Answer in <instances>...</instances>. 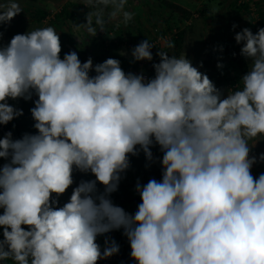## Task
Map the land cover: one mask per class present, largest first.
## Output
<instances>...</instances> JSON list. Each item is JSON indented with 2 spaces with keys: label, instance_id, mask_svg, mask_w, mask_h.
Wrapping results in <instances>:
<instances>
[{
  "label": "clouds",
  "instance_id": "clouds-1",
  "mask_svg": "<svg viewBox=\"0 0 264 264\" xmlns=\"http://www.w3.org/2000/svg\"><path fill=\"white\" fill-rule=\"evenodd\" d=\"M82 3L91 10L75 27L92 37L110 20L134 18L128 0ZM21 12L19 0H3L0 26ZM2 39L0 32V125L23 115L10 99H37L35 133L0 138V261L98 264L120 251L105 234L122 229L136 264H264V173L253 176L251 155L264 140V28L235 34L248 71L226 95L186 54L159 50L148 78L115 58L82 63L74 50L61 58L52 26ZM153 47L141 41L133 62L153 61ZM153 146L161 179L137 180L141 202L128 213L111 194L130 156L155 162ZM74 172L95 179L81 180L60 206Z\"/></svg>",
  "mask_w": 264,
  "mask_h": 264
},
{
  "label": "trees",
  "instance_id": "trees-1",
  "mask_svg": "<svg viewBox=\"0 0 264 264\" xmlns=\"http://www.w3.org/2000/svg\"><path fill=\"white\" fill-rule=\"evenodd\" d=\"M58 0H19L21 7L26 9V14L23 15L20 20L15 23L6 24L0 26V32L3 33L2 42L6 44L10 39L18 33H25L26 31H31L36 28H43L53 25L57 26L58 24H65L66 22L74 24V22L86 23V14L83 11L84 6L81 4L82 0H71L68 1L67 4L55 14L53 20H51L50 24L45 23L49 16L51 15V11L49 6H52V2H57ZM134 0H128L126 5V10L130 11ZM147 4L151 5L150 0H146ZM157 3V11L158 13H162L163 11H167L168 16H165L164 28L159 31V37L165 38L167 42H171L174 47L168 48L166 47L164 51L169 52V55H175L177 57L186 54V57L191 60L193 66L198 67V69L204 72H207V75L210 74H221V70L219 67L212 68L206 65V56L215 57L216 53L221 57L223 54L228 55L230 51V47H232L235 42L230 37L231 34L226 31L218 35L216 31H222L228 24H231V33L233 25L243 26V25H252L254 29H252L253 33L257 32L255 24L253 23L254 19L251 16V3L252 0H249L247 3L239 4V0H209L207 4L212 7V9L197 8L194 3L191 1V8L184 6L185 3L182 1L174 0H153ZM3 2V0H0ZM227 5V6H225ZM254 6L257 8L258 17L260 19V24H262V20L264 19V10L259 9L258 6L254 3ZM212 10V12H211ZM106 20L107 12L109 9H106ZM197 13L198 16L194 17L193 15ZM122 17H119V19ZM207 18V19H206ZM191 20L190 26H185L184 24ZM203 20L210 21L211 24V34L215 35V42L212 41L213 47L205 50V48L199 49L194 48L189 51L188 41H193L198 44H201L203 41L207 43L209 41V32L204 25ZM119 23L115 21L113 23L110 20L105 27V32H101L98 30L96 36L92 37L89 35L86 30L78 29L76 32V37L81 45L77 47L78 56L81 62H85L89 57L92 58L93 64L102 63L107 58H115L120 60L121 67L125 72L128 71V63L131 59V50L124 47L122 42L110 40L112 34L117 31ZM219 29V30H218ZM74 30V29H73ZM138 35L139 41L138 44L144 40V34L138 27L135 29ZM85 36V38L83 37ZM169 38H167V37ZM156 37V40L159 39ZM213 40V39H212ZM134 43V41H132ZM133 43L130 45L133 46ZM161 43V42H160ZM160 44L158 43V46ZM221 45L219 49L218 46ZM218 51V52H216ZM222 53H221V52ZM65 53L61 52V57ZM156 59L159 60V57ZM156 63V62H155ZM203 64V65H202ZM237 64V74L235 78H230V85L236 86L242 75H244L248 71V61L242 57L241 55L236 60ZM145 73H147L145 71ZM94 75L95 73H90ZM148 74V73H147ZM37 99L34 95L32 100L25 101L24 99H18L20 101L21 107L23 110V115L15 118V122H10L7 125H4L6 128H9L14 135L20 138L24 133H35V129L32 128L34 121L31 117L30 109L34 107L33 101ZM27 126V127H26ZM30 128V129H27ZM152 152L154 156L155 162L149 163L146 160L143 152H140L138 156H130V168L122 174L123 178L120 181L119 188L116 192L111 194V199L114 204L120 205L121 207L128 208L129 206H135L141 202L139 195L135 191V185L137 180L141 184H146L149 179L155 178L157 180L161 179V165L159 163V159L162 158V153L159 151L158 146L152 147ZM7 161L0 159V165L6 163ZM74 184L69 187L65 194L59 197V205L62 206L66 203L72 193V189L78 185L81 180H92L95 179L91 174H83L79 172H74L73 175ZM100 191H103V186L98 185ZM0 239H3V236L0 235ZM118 245L120 246V251L125 252L129 248V242L127 237L123 235V232L118 233ZM4 264H13V261L7 260L4 261Z\"/></svg>",
  "mask_w": 264,
  "mask_h": 264
},
{
  "label": "rangeland",
  "instance_id": "rangeland-1",
  "mask_svg": "<svg viewBox=\"0 0 264 264\" xmlns=\"http://www.w3.org/2000/svg\"><path fill=\"white\" fill-rule=\"evenodd\" d=\"M68 1H71V0H58L57 2H52L51 3L52 6H49V9L51 11V15L49 16V18L47 19V21L45 23L50 24L51 20H53V18L55 16V14L58 13L59 11H61V9L67 4ZM150 2H151V5L147 4L146 0H134L132 3V6L130 8V11L134 13V18L127 25H124L121 22L122 18L119 19V17H118V18L112 20L113 23L115 21H118L119 25L117 27V31L112 34V37L110 38V40L122 42L124 47L132 50L136 45H138V41H139V39H137L138 35H137V32L135 29L137 27L139 29H141V31L144 34V37H143L144 40L148 39L151 43H153L156 46V47H153V49H152L153 61H151V62H149V61L133 62V58L131 57V59L128 63V66H130V68H128L127 72H133V73L139 74L141 72L144 73L146 71L151 78L154 76V69L152 67V64L155 62L156 63L159 62V60L156 59L158 57L156 55V53L159 50L164 51L165 48L167 47L166 45L168 43L165 38H161L162 41H161V43L159 42L160 45L158 46L157 40L155 42V40H153V39H155L156 37H159V31H161V29L164 28V25H165L164 19H165V16H168L167 14L169 12L163 11L162 13H158L157 3H155L153 0H150ZM252 2H253V4L255 3L259 9L264 10V4L262 5L261 4L262 2L260 0H252ZM81 4L83 5V3H81ZM194 5L197 8H199L201 6V5L198 6L197 3H194ZM22 9H23V12H21L19 15H17L11 21V23L17 22L18 20H20V18L23 15L26 14V12H25L26 9L25 8H22ZM90 10L91 9L84 6L83 11L85 12V14ZM79 23H80L79 21L78 22L76 21V22H74V24L66 22L65 24H58L57 26L53 25L55 30L58 33H60V40H61L63 53H68V52L73 51V50L78 52L77 47L81 45V42H79L77 37H76V32L78 31V29L75 27V25H77ZM246 27L249 28L251 31H252V29H254L252 25L251 26L246 25ZM261 28H264V19L262 20ZM256 29L258 31V29H260V28H256ZM83 37L85 38L84 35H83ZM167 38H169V37H167ZM132 41H134V43ZM130 43H133V46L130 45ZM229 68L232 69L231 67H229ZM230 69L228 71V74H229L228 78L229 79L235 77V74H234V76L231 74ZM209 78L212 80V77L209 76ZM215 79H217V78H215ZM229 79L225 80V81L224 80L217 81L216 83L214 82L216 87L223 90L225 95L227 94V90L231 88ZM212 81H216V80H212ZM224 89H226V90H224ZM18 101L10 99L8 101V103L17 108ZM12 122H15V119ZM252 143H254V141H249L250 145ZM262 153H264V140L259 141L256 144V146L254 148H252V151H251V155L256 156L257 161H258L252 168V174L254 177H258L259 174L264 173V167L262 166L263 162L259 161V155ZM258 165H260V166H258ZM124 209L128 213L134 214L135 211L137 210V207L129 206L128 208H124ZM1 231H3L2 228H0V232ZM120 232H123V230L121 229V230L112 231V232L107 233L105 235L111 239H114L116 241V243L118 244V233H120ZM104 239H105V236H100L97 238V242L101 245V248H103V246H104ZM130 251H131V249L129 246L128 250H126L125 252L119 251L118 254L110 257V259L100 260L98 262V264H136V262L134 260H132L130 257Z\"/></svg>",
  "mask_w": 264,
  "mask_h": 264
},
{
  "label": "crops",
  "instance_id": "crops-1",
  "mask_svg": "<svg viewBox=\"0 0 264 264\" xmlns=\"http://www.w3.org/2000/svg\"><path fill=\"white\" fill-rule=\"evenodd\" d=\"M168 1H174V0H168ZM178 1H182L183 3H185V5L184 6H187V4H190L189 6H187V7H189V8H191V1L192 2H197V4H198V6L199 5H201L199 8L202 10V9H204V8H209L210 7V5L209 4H207L208 3V1L209 0H178ZM226 1V0H225ZM262 3V5L264 4V0H260ZM187 3V4H186ZM225 6H227V5H225ZM211 9H212V7H210ZM211 12H212V10H211ZM168 15V14H167ZM194 17H197L198 16V14L197 13H195L194 15H193ZM207 19V18H206ZM206 23V25H204ZM185 26L187 25V26H190L191 25V20L189 19L185 24H184ZM203 25H204V27H206L207 28V30H208V32H209V41L207 40V43L205 42V41H203L201 44H198V43H196V42H193V41H188V43H187V45H188V48H189V51L190 50H193L194 48H199V49H202V48H205V50H208L209 48H212L213 47V44H212V41L213 42H215V35L216 34H211L210 32H211V29H212V27H211V24H210V21H207V20H203ZM232 26H231V24H228L222 31H220L219 29V31H216V33L218 34V35H220L221 33H223V32H227V33H229V34H231V38H232V40L235 42V44L232 46V47H230V51H229V54L228 55H222L221 57H219L218 56V53H216V56L215 57H210V56H206V65L207 66H210V67H212V68H217L218 66V64H222L223 65V67L222 68H220V70H221V74H215V75H213V74H208V76H210V77H212V80H216V81H213V82H217V81H221V80H228L229 78H228V76H229V74H228V71H229V67H231L232 69H230L231 70V74L234 76V74H235V77H236V72H237V64H236V60H237V58H239V56H240V49H241V47H242V45H238L237 43H236V41H235V39H234V37H235V34L237 33V32H240L244 27L245 28H247L246 27V25H243V26H236L235 27V29L233 30L232 29V33H231V28ZM213 39V40H212ZM221 47V45H219L218 46V48H214V49H219ZM220 50V49H219ZM216 52H218V51H216ZM221 52V51H220ZM222 53V52H221ZM235 54V55H234ZM203 65V64H202ZM201 72H203V73H205V74H207V72H204V71H202L201 70ZM235 77H233V78H235ZM215 78H217V79H215ZM223 81V82H224ZM227 82V81H226ZM225 83V82H224ZM224 90H226V89H224ZM18 101V100H17ZM20 107H21V104H20V101H18V104H17V108L18 109H20ZM27 127V126H26ZM27 129H29V128H27ZM3 137V132L1 131V129H0V138H2ZM258 166H260V165H258ZM262 166L264 167V162L262 163ZM3 213V210L2 209H0V214H2ZM2 232V231H1ZM0 232V235H2V233Z\"/></svg>",
  "mask_w": 264,
  "mask_h": 264
},
{
  "label": "built area",
  "instance_id": "built-area-1",
  "mask_svg": "<svg viewBox=\"0 0 264 264\" xmlns=\"http://www.w3.org/2000/svg\"><path fill=\"white\" fill-rule=\"evenodd\" d=\"M247 2H249V0H239V1H238L239 4H243V3H247ZM250 11H251V16H252L253 19H254L253 23L255 24V27H256V28H261V24H260V19H259V17H258L257 8L254 6L253 3H251ZM161 41H162L161 38H159V39L157 40L158 43L161 42ZM144 75H145L146 77L150 78L149 75H148L147 73H145V72H144ZM234 87H235V86H232L231 88H234ZM0 129H1V131L3 132V136H4L6 133H8L9 131H11L9 128H6L4 125H0ZM11 132H12V131H11ZM12 134H13V138H14V139H18V137H17L16 135H14L13 132H12ZM108 259H110V258H108ZM0 264H4V261H0Z\"/></svg>",
  "mask_w": 264,
  "mask_h": 264
}]
</instances>
